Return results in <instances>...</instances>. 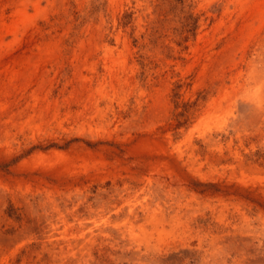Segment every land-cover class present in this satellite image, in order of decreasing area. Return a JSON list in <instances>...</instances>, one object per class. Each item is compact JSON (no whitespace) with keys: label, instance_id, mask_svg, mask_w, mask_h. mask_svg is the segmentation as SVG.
Here are the masks:
<instances>
[{"label":"rangeland","instance_id":"374dc122","mask_svg":"<svg viewBox=\"0 0 264 264\" xmlns=\"http://www.w3.org/2000/svg\"><path fill=\"white\" fill-rule=\"evenodd\" d=\"M0 264H264V0H0Z\"/></svg>","mask_w":264,"mask_h":264}]
</instances>
